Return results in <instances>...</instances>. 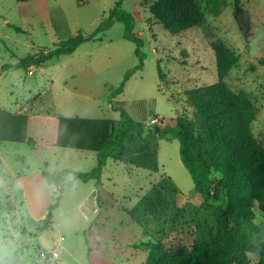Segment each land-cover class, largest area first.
<instances>
[{"label":"rangeland","instance_id":"1","mask_svg":"<svg viewBox=\"0 0 264 264\" xmlns=\"http://www.w3.org/2000/svg\"><path fill=\"white\" fill-rule=\"evenodd\" d=\"M115 1L78 5V0H0V68L11 66L0 73V106L16 114L105 119H119L122 109L144 131L154 130L143 126L153 117L174 126L178 115L193 118L185 92L217 81L213 47L221 42L237 57L224 80L234 93H246L256 107L252 133L264 148V0H239L250 16L249 31L235 21V0H194L201 21L180 35L168 34L151 17L149 7L155 0H124L123 9L134 18V33L144 41V60L111 105L108 98L124 74L139 64L135 45L123 39L121 23L105 30L101 41L83 43L41 67H13L80 31L93 32ZM142 149L151 157L158 151L157 172L132 165L129 158ZM0 158V173L6 171V186L0 185V264H144L154 239L173 249L189 248L215 226L201 207L180 160L179 143L171 136L145 145L136 139L123 143L107 160L102 202L96 209L88 207L93 181L84 183L70 175L68 181L49 184L42 176L63 169L88 172L96 165L95 153L0 143ZM145 197L157 204L151 219L155 229L145 222V214L139 221L134 217ZM212 202L225 208V193ZM254 212L258 223L256 205ZM249 258L257 264L255 255Z\"/></svg>","mask_w":264,"mask_h":264},{"label":"trees","instance_id":"2","mask_svg":"<svg viewBox=\"0 0 264 264\" xmlns=\"http://www.w3.org/2000/svg\"><path fill=\"white\" fill-rule=\"evenodd\" d=\"M28 1L16 0L17 3ZM87 1L78 0V5ZM123 1H115L114 7L93 32L84 34L80 31L48 52L27 55L13 67L25 70L41 67L52 58L72 54L83 43L101 41L105 30L115 22L121 23L123 39L135 45L134 54L139 64L124 74L108 98L111 105L112 98L123 92L125 83L142 68L144 60L141 52L144 41L134 33V18L123 9ZM234 7L236 23L239 27L245 24V30L249 31V13L243 10L239 0H235ZM149 13L170 35L183 34L201 21V13L194 0H155L149 7ZM213 50L217 81L185 92L186 100L194 110L192 119L178 115L174 126L164 125L163 128L144 131L121 108L115 109H121L119 119H89L55 114H16L0 106V143L25 145L30 150L54 147L95 153L96 165L88 172L63 169L56 173L43 172L42 176L53 184L72 175L84 183L93 181L97 187L101 184L107 160L123 143L136 139L145 145L171 136L179 143L180 160L201 198V207L211 214L215 226L213 231L189 248L173 249L154 239L144 264H251L249 255L257 257V264H264V148L252 133L257 109L246 93H234L224 80L237 64V57L221 42H216ZM261 63L264 64V60ZM9 68V65L2 66L0 73ZM157 71L160 76L159 67ZM129 159L136 169L158 171L157 150L151 157L142 149ZM166 180L171 182L169 177ZM172 185L173 193L177 194V188ZM222 193L226 197L225 208L212 202ZM153 194L155 197L156 192ZM255 205L260 213L258 223L255 222ZM137 208L138 214L134 217L139 221L147 212L155 211L157 204L154 198L145 197Z\"/></svg>","mask_w":264,"mask_h":264},{"label":"crops","instance_id":"3","mask_svg":"<svg viewBox=\"0 0 264 264\" xmlns=\"http://www.w3.org/2000/svg\"><path fill=\"white\" fill-rule=\"evenodd\" d=\"M31 0H29L28 2H30ZM28 2H25V3H28ZM77 118H80V117H77ZM89 119H105V118H89ZM157 153H158V151H157ZM0 163H2V160H1V158H0ZM157 164H158V162H157ZM1 165V164H0ZM105 168V167H104ZM159 169V168H158ZM5 172L6 171H4V170H2L1 171V173H0V185H2V186H6V182H5ZM70 178H71V176H70ZM69 178V179H70ZM102 178V177H101ZM102 187V183L99 185V186H93L92 188H91V190H90V196H91V194H92V192L93 191H95V194L97 195V197H98V199H94V208L93 209H96L97 207H99L100 206V204H101V202H102V197H101V194H100V188ZM153 213H155V211H153V212H147L146 214H145V222H147V224L149 225V227H151V228H153V229H155V226H154V224H155V222H153L154 220H151V219H153V217H152V214ZM150 218V219H149Z\"/></svg>","mask_w":264,"mask_h":264},{"label":"built area","instance_id":"4","mask_svg":"<svg viewBox=\"0 0 264 264\" xmlns=\"http://www.w3.org/2000/svg\"><path fill=\"white\" fill-rule=\"evenodd\" d=\"M164 124L165 123H164V121H163V119L161 117H153L149 121L143 122V126L149 127V128H154V127L163 128ZM41 256L44 257V253H41ZM52 256L53 257H57L58 256V252L54 251L52 253Z\"/></svg>","mask_w":264,"mask_h":264},{"label":"water","instance_id":"5","mask_svg":"<svg viewBox=\"0 0 264 264\" xmlns=\"http://www.w3.org/2000/svg\"><path fill=\"white\" fill-rule=\"evenodd\" d=\"M69 178H70V175L64 177L61 180H58L57 184L58 183H63L65 181H68ZM94 195H95V191H93L92 194H91V196L89 197V201H88V207H89V209H93L94 208Z\"/></svg>","mask_w":264,"mask_h":264}]
</instances>
